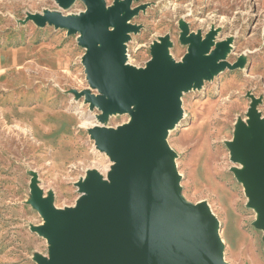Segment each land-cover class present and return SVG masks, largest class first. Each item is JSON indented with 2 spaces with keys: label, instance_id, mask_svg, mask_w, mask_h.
I'll use <instances>...</instances> for the list:
<instances>
[{
  "label": "rangeland",
  "instance_id": "1",
  "mask_svg": "<svg viewBox=\"0 0 264 264\" xmlns=\"http://www.w3.org/2000/svg\"><path fill=\"white\" fill-rule=\"evenodd\" d=\"M113 1L105 0L107 6ZM129 7L133 30L126 55L135 68L146 66L163 37L176 62L187 52L184 33H212V49L227 43L224 61L231 67L182 92V117L166 140L176 154L181 195L193 205L204 203L220 223L223 261L264 264L259 213L248 204L234 170L240 163L231 161L228 146L254 99L264 119V0H131ZM85 8L82 0L66 7L55 0H0V55H23L17 66L0 72V264H40L50 257L38 231L45 221L34 186L63 209L74 205L80 195L76 182L87 170L104 174L110 164L88 129L100 112L85 96L93 92L82 62L87 49L78 33L39 22L48 11L77 15ZM54 54L64 55L66 67L40 64ZM129 119L128 112H116L104 124L117 128Z\"/></svg>",
  "mask_w": 264,
  "mask_h": 264
},
{
  "label": "water",
  "instance_id": "2",
  "mask_svg": "<svg viewBox=\"0 0 264 264\" xmlns=\"http://www.w3.org/2000/svg\"><path fill=\"white\" fill-rule=\"evenodd\" d=\"M74 0H55L66 7ZM77 15L48 11L39 22L80 33L87 51L82 62L90 87L85 91L91 106L101 109L99 119L111 112H131L128 123L117 128L90 131L97 148L112 162L108 181L89 172L77 183L80 197L74 207L57 210L34 186V201L45 223L38 231L47 239L49 259L40 264H227L223 261L218 220L204 203L193 205L181 195L175 152L166 136L182 117L179 95L199 86L202 78L231 67L226 61L227 43L212 45L206 37L184 33L188 44L181 63L168 55L167 37L152 47L144 68L125 65L123 26L133 14L131 0H82ZM210 55H205L210 51ZM217 60H221L217 63ZM254 99L247 125L229 143L230 159L244 166L235 171L259 213L256 225L264 230V119ZM134 109L132 110V108Z\"/></svg>",
  "mask_w": 264,
  "mask_h": 264
},
{
  "label": "bare ground",
  "instance_id": "3",
  "mask_svg": "<svg viewBox=\"0 0 264 264\" xmlns=\"http://www.w3.org/2000/svg\"><path fill=\"white\" fill-rule=\"evenodd\" d=\"M127 25H130V23L129 22H126L123 26H121V27H126ZM129 32H131V30H128L126 33H125V35L129 38L130 37V33ZM81 36V34L80 33H78L77 34V37H80ZM127 41H128V39H126L125 41H123V45L125 46V48L127 47ZM156 43H160V40L159 41H157ZM219 43H225L224 41H221V42H219ZM219 43H217L216 45H218ZM226 44V43H225ZM210 52H211V49H210V51H208L207 53H205V55H210ZM167 53H169V50H168V48H167ZM226 54H227V51L225 52V56H226ZM221 60H217V63H219ZM175 63H181V61H178V62H176V61H174ZM125 65H129V66H132L130 63H128V54H127V62H126V64ZM211 75L210 76H205V77H203L202 78V82L205 80V79H210V78H212V76H213V73L211 72L210 73ZM201 82V83H202ZM201 86V84L199 85V86H197V87H200ZM194 88H196V86H193L192 87V89H194ZM92 95H93V97H98V95H99V92L97 91V90H93V92L91 93ZM181 94H182V92L180 93V95H179V99H180V96H181ZM96 109H99V107H98V105H95L94 106ZM134 109V107L132 108V110ZM257 110V109H256ZM100 113H95L93 116H94V122L91 124V126H90V128H88L89 130H91V129H93V128H95V127H106L105 126V124H104V122H105V120H103V121H101L100 119H99V115L101 114V109H99L98 110ZM257 112H258V110H257ZM114 113H116L115 111L114 112H111L110 114H108V117H110L111 115H114ZM131 112H129V114H130ZM248 119V118H247ZM247 119L246 120H244V121H241V123H244L245 125H247V123H246V121H247ZM130 120V119H129ZM128 120V121H129ZM90 125V124H89ZM174 127V126H173ZM172 127V128H173ZM239 130V125H237V127H236V132ZM169 131V130H168ZM232 141V140H231ZM231 141H229V143L231 142ZM96 148H97V146H95ZM100 150V149H99ZM67 152V151H66ZM230 155H231V152H230ZM174 163H175V166H176V162L174 161ZM59 164V162L58 161H54V166H57ZM104 166H106V165H104ZM111 166H112V162L110 161V164H109V167L107 166V168H105V173L103 174L102 172H100L99 170H97L96 168H92V169H89V170H87L86 171V174H85V176L83 177V178H81L79 181H77L76 182V185H78L77 183H79V182H84L86 179H87V176H88V173L89 172H95L97 175H98V177H100V179H101V181H108V174L111 172ZM104 168H103V170H104ZM244 169V166L242 165V164H240L239 165V167H234V170L235 171H242ZM177 173H178V175L180 176V174H179V172H178V170H177ZM77 189H78V191H79V186H77ZM212 189V188H211ZM40 190V189H39ZM80 192V191H79ZM81 193V192H80ZM80 197V195L78 196V198ZM77 198V199H78ZM77 199H76V201H77ZM76 201H75V203H76ZM75 203H74V205H75ZM74 205L73 206H67V207H64L63 209H59V208H56L55 206V209H57V210H65V209H67V208H70V207H74ZM253 208H255V207H253ZM207 209L209 210V208L207 207ZM209 212L211 213V211L209 210ZM211 215L213 216V214L211 213ZM214 217V216H213ZM220 230H221V228H220ZM219 230V237H220V241H221V243L223 244V248H225V245H224V243H223V236H222V232Z\"/></svg>",
  "mask_w": 264,
  "mask_h": 264
},
{
  "label": "crops",
  "instance_id": "4",
  "mask_svg": "<svg viewBox=\"0 0 264 264\" xmlns=\"http://www.w3.org/2000/svg\"><path fill=\"white\" fill-rule=\"evenodd\" d=\"M10 56H14L12 58L9 57V55L5 54L1 57L0 55V72H5L7 71V67L11 66V65H18L19 62L21 61V59L23 58V55H21V53H16L14 55H10ZM49 59H54L53 60V66H51L50 60ZM66 63L67 60L64 58L63 54H57V55H53V57H45L44 60L40 61V64L45 65L47 68L49 69H63L64 67H66ZM7 73V72H5Z\"/></svg>",
  "mask_w": 264,
  "mask_h": 264
}]
</instances>
